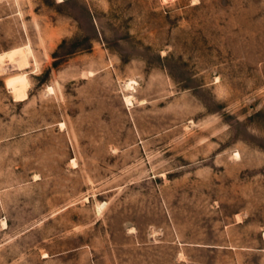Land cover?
Wrapping results in <instances>:
<instances>
[{"label":"rangeland","instance_id":"374dc122","mask_svg":"<svg viewBox=\"0 0 264 264\" xmlns=\"http://www.w3.org/2000/svg\"><path fill=\"white\" fill-rule=\"evenodd\" d=\"M0 56V264H264V0H0Z\"/></svg>","mask_w":264,"mask_h":264},{"label":"bare ground","instance_id":"6f19581e","mask_svg":"<svg viewBox=\"0 0 264 264\" xmlns=\"http://www.w3.org/2000/svg\"><path fill=\"white\" fill-rule=\"evenodd\" d=\"M23 49V48H22ZM3 56H0V61ZM7 57L10 59V60H15V63L17 61L18 62H22L24 61V57H25V52L23 50H16V51H11L7 54ZM1 63V62H0ZM11 63V62H10ZM23 65V64H22ZM128 100V99H127Z\"/></svg>","mask_w":264,"mask_h":264}]
</instances>
